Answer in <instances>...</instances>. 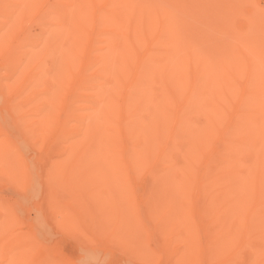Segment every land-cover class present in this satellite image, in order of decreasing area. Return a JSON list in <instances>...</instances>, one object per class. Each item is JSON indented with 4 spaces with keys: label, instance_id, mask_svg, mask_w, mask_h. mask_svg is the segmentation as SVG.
Segmentation results:
<instances>
[{
    "label": "bare ground",
    "instance_id": "1",
    "mask_svg": "<svg viewBox=\"0 0 264 264\" xmlns=\"http://www.w3.org/2000/svg\"><path fill=\"white\" fill-rule=\"evenodd\" d=\"M0 100V264H72L40 191L83 264H264V0H0Z\"/></svg>",
    "mask_w": 264,
    "mask_h": 264
},
{
    "label": "rangeland",
    "instance_id": "2",
    "mask_svg": "<svg viewBox=\"0 0 264 264\" xmlns=\"http://www.w3.org/2000/svg\"><path fill=\"white\" fill-rule=\"evenodd\" d=\"M31 28H35V27H31ZM20 31L21 32H24V31H26V29L24 28V27H22L21 29H20ZM15 40V38H11V41H12V43L13 44H15L16 42L14 41ZM47 63L48 62H50V60H47L46 61ZM121 92H122V90H121ZM0 102L3 104H1L0 103V116L2 115V112H3V114L5 113V110L3 109V107L2 106H4L5 104V102L4 101H2V100H0ZM4 108H5V106H4ZM3 110V111H2ZM31 159V161H28V164H29V168H28V170L27 171H29L30 172V170H31V172H33V173H31V174H33V175H40V176H42L43 175V171H41L40 172V170H41V165H42V162L43 161H37V160H35L34 158H30ZM33 159V160H32ZM35 161V162H34ZM39 162V163H38ZM38 163V164H37ZM34 164V165H33ZM36 165V166H35ZM39 166V168H36V167H38ZM35 167V168H34ZM33 168V169H32ZM30 169V170H29ZM39 169V170H38ZM36 170H38L39 171V174L37 173L36 174ZM37 171V172H38ZM79 171H80V169L79 170H77V171H75V173L77 174V172L79 173ZM82 172L80 173V174H78V175H75V181H77V183L78 184H80L81 183V185H79V186H82V188H85V187H88V185L92 182V183H94V182H97L98 180V175H96V174H94V175H92V177H91V174H93V172L91 171V172H89V173H87L86 172V170L85 169H83V170H81ZM86 172V173H85ZM28 173V172H27ZM42 174V175H41ZM83 176H82V175ZM84 175H85V177H84ZM96 175V176H95ZM3 177V175H0V181H1V183H0V197H2V199L0 198V201H3V199L5 200L6 198V200H8V198H9V200L10 201H13V199L17 196L16 195V193L17 192H14V191H16V188H14V187H16L15 186V184H13V183H11L12 181L10 180H8L7 181V178L5 179L4 177V179L7 181V182H10L9 184L2 178ZM88 176V177H87ZM98 177V178H97ZM35 178L36 179H38V176L36 177L35 176ZM41 177H39V179H40ZM76 178H77V180H76ZM88 178H92V179H89L88 180ZM38 179V180H39ZM79 179V180H78ZM80 180H82V182L80 181ZM85 180V184L83 183V181ZM112 180V179H111ZM9 185V187L7 188V184ZM138 182V181H137ZM136 182V185H138V187H139V185L140 184H144V180L142 181H140L139 180V182L137 183ZM2 183H5V184H2ZM76 182H75V186H78V184H77ZM83 184V185H82ZM4 186H5V188H4ZM141 186V185H140ZM11 187V188H10ZM136 187V189L138 188L137 186H135ZM13 188V189H12ZM3 189V190H2ZM7 189V190H6ZM10 190V191H9ZM13 191V195H11L12 194V191ZM40 191V190H39ZM40 194H41V191L40 192H38L37 194H34V195H27L26 197H18V201H19V203L21 204L20 206L18 205L17 206V209H15V210H17V212L18 211H20V212H22V211H24V209H22V208H25V211H24V213L22 212V215H21V213H19L20 214V216H18L17 215V213H16V215H17V218L19 217V218H21V219H23L24 221H26V222H24L23 220L21 221L19 218L17 219V221H19L18 222V224L20 225V227H21V230H30V231H32L33 230V232H37V234H36V236H37V238L39 239V242L40 241H42L40 244H39V246L40 247H42L43 246V250H45V251H49V252H53L52 253V258H55V259H62V260H67V261H70V262H72V264H74V261L76 262L75 264H78V262H79V264H83V262H80L81 260H79V257L84 253V251H83V249L81 248V245H82V243H79L78 244V240L81 242V236L82 235H80L81 233L79 232V228H78V230L77 229H75V232L73 231V230H70V231H68V232H70V233H68L67 232V230H66V228H62V227H56V228H53V227H55V226H53L50 222H47V223H45V222H43V223H41V222H38V221H40V220H38V219H40L41 218V216H42V214L43 213H40L41 212V210H42V208H43V205H42V203H41V196H42V194H41V196H40ZM8 195H10L11 197H8ZM16 195V196H15ZM36 195V196H35ZM29 196V197H28ZM40 196V197H39ZM3 197H5V198H3ZM11 198V199H10ZM20 198V199H19ZM29 198V199H28ZM34 198V199H33ZM36 198V199H35ZM40 198V199H39ZM91 199H94L93 197H91V198H89V200H91ZM37 200V201H36ZM97 200V199H96ZM38 203V204H37ZM23 204V205H22ZM37 204V205H36ZM25 205V206H24ZM36 205V206H35ZM97 207V209H98V205H96ZM20 207V208H19ZM36 207H39V208H36ZM41 208V209H40ZM18 209H21V210H18ZM39 210V211H38ZM38 211V212H37ZM43 212V211H42ZM40 213V214H39ZM39 215H41L40 216V218H39ZM25 216V217H24ZM35 216L37 217V218H35ZM28 218V219H27ZM35 218V219H34ZM27 219V220H26ZM99 219H101V217H99ZM32 220V221H31ZM34 220H38L35 224L33 223V221ZM24 222V223H23ZM22 223V224H21ZM27 223V224H26ZM29 223H31V224H29ZM30 225V226H27V225ZM33 224V226H31ZM40 224V225H39ZM43 224V225H42ZM47 224V225H46ZM39 225V226H38ZM53 226V227H50V226ZM26 226H27V228H26ZM35 226H37L36 228H35ZM42 226H44V230L46 229L45 228V226L47 227V229L44 231L43 230V228H42ZM30 227H32V228H30ZM35 229V230H34ZM40 229H41V231H40ZM51 229V230H50ZM54 229V230H53ZM56 229H59V230H61L62 231V229H63V231H65V232H61L60 233V231L59 230H56ZM39 230V231H38ZM44 232V236L46 235H48L49 237H46L47 239H49V240H45V239H43V240H40V237L39 236H42L43 235V232ZM48 231V232H47ZM49 231H51L50 233H49ZM56 231H58V232H56ZM73 231V232H72ZM77 231H78V233H77ZM42 232V233H41ZM56 232V233H55ZM67 232V233H66ZM54 233V234H53ZM77 233V234H76ZM63 235H66V237L65 236H63ZM102 235V233H100V235H98V240H101L102 238L101 237H103V239H104V236H101ZM43 236V237H44ZM70 236V237H69ZM101 236V237H100ZM75 237H77V241L75 240L76 238ZM45 238V237H44ZM73 238H74V240H73ZM80 238V239H79ZM97 238V237H96ZM51 240V241H50ZM96 240V239H95ZM46 242V243H45ZM78 244V245H77ZM98 245V249L96 250V252H97V255H98V259H97V262H94L93 264H123V263H126L125 261L128 259V256H127V254L123 251V255H121V251H120V247H119V249L117 248V247H114V249H111L109 252H106V250L108 249L107 247L105 248V245L103 244V243H101V242H99V243H97ZM42 245V246H41ZM102 245H104V247L102 246ZM53 246H55V247H53ZM78 246V247H77ZM47 247V248H46ZM101 247H103L102 248V250L100 249ZM49 248V249H48ZM53 248V249H52ZM41 249V248H40ZM55 249V250H54ZM58 249V250H57ZM105 249V250H104ZM116 249H118L119 250V252H118V250H116ZM54 250V251H53ZM99 250V251H98ZM122 250V249H121ZM80 251V252H79ZM113 251V252H112ZM103 252V253H102ZM110 252H112L111 254H110ZM116 252V253H115ZM40 253H43V251H39V254ZM56 253V254H55ZM105 253V254H104ZM108 253H109V255H108ZM63 254V255H62ZM101 255V256H100ZM105 255V256H104ZM115 255V256H114ZM110 256V257H109ZM104 259V260H103ZM113 259V260H112ZM112 260V261H111ZM117 260V261H116ZM99 262V263H98ZM108 262V263H107Z\"/></svg>",
    "mask_w": 264,
    "mask_h": 264
}]
</instances>
